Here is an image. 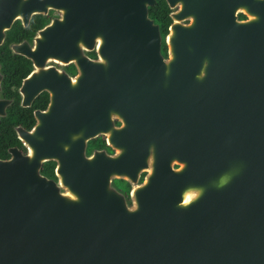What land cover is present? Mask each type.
Here are the masks:
<instances>
[{
    "label": "water",
    "instance_id": "95a60500",
    "mask_svg": "<svg viewBox=\"0 0 264 264\" xmlns=\"http://www.w3.org/2000/svg\"><path fill=\"white\" fill-rule=\"evenodd\" d=\"M53 1L63 11L47 27L51 43L46 50L56 58L76 59L77 0ZM99 1L107 8L100 18L106 25L100 30L102 60L95 62L100 72H109L116 56L144 65L142 71L152 72L154 81L166 80L158 77L163 72L202 74L192 101L194 153L175 157L181 164L173 168L172 150H154L127 205L108 178L115 174L134 181L144 164L143 145L132 143L130 160L101 151L83 156L82 139L92 131L84 116L78 148L67 153L63 137L77 130L81 113L95 106L96 96L85 93L92 88L85 85L78 106V75L72 84L49 87L45 109L33 111L35 123L18 129L26 152L0 160V262L12 257L15 264H28L30 256L32 264H264L260 32L234 20L230 9L219 28L181 23L189 8L188 0H181L167 36L169 57L163 59L156 24L146 15L145 6L153 0ZM13 50L31 55L25 43ZM47 158L56 159L64 191L39 171ZM186 190L192 196L182 203Z\"/></svg>",
    "mask_w": 264,
    "mask_h": 264
},
{
    "label": "flooded vegetation",
    "instance_id": "af4514ba",
    "mask_svg": "<svg viewBox=\"0 0 264 264\" xmlns=\"http://www.w3.org/2000/svg\"><path fill=\"white\" fill-rule=\"evenodd\" d=\"M64 1L60 0L61 5ZM169 1L171 4L167 0H153L145 6L146 15L156 24L158 51L163 59L169 57L167 36L170 24L175 21L172 14L181 2ZM103 4L99 0H77V57L61 59L48 54L46 48L51 43V32L47 27L53 18H60L62 8L53 6V0H0V160L26 152L19 137V127L29 129L35 123L33 111L45 109L49 87L72 84L73 77L78 75V106L79 102L83 105L81 94L85 85L92 87L86 88L85 93L89 90L88 94L96 96L95 106L86 115L81 113V120L77 121L81 124L63 137L62 147L67 153L77 150L84 116L92 131L82 139L83 156L101 151L130 160L132 143H141L144 164L137 170L135 180L129 181L115 174L108 178L109 185L120 192L129 205L130 189L148 172L154 150H172L173 168L181 164L174 160L175 157H192L195 140L192 101L197 88L196 78H202V74L163 72L158 77L166 80L154 81L152 72L142 71L144 65L132 63L131 57H128L129 62H123V58L116 56L107 66L109 72H100V66L95 62L102 60L98 49L103 38L100 30L106 26L100 22L101 15L107 11ZM188 6L187 14L178 19L181 23L198 21L207 28H219L226 22L230 9L234 20L246 22L252 30L260 32L258 38L264 41V0H188ZM112 8L115 10V1ZM108 12L110 15V9ZM163 15L168 17L165 25L161 23ZM20 43L27 45L31 55L13 50V45ZM65 78L67 82H64ZM100 78H108L109 82L104 84L106 82H100ZM100 84L104 87H99ZM56 168L55 158L44 159L39 164L40 172L64 191L65 187L57 181ZM6 259V263L0 264H15L12 257ZM30 261L29 256L28 264H32Z\"/></svg>",
    "mask_w": 264,
    "mask_h": 264
},
{
    "label": "bare ground",
    "instance_id": "6f19581e",
    "mask_svg": "<svg viewBox=\"0 0 264 264\" xmlns=\"http://www.w3.org/2000/svg\"><path fill=\"white\" fill-rule=\"evenodd\" d=\"M191 196H192V191H190V190H186V191L183 193V196H182V200H181V202L183 203L184 201H186L187 199H189Z\"/></svg>",
    "mask_w": 264,
    "mask_h": 264
},
{
    "label": "trees",
    "instance_id": "16d2710c",
    "mask_svg": "<svg viewBox=\"0 0 264 264\" xmlns=\"http://www.w3.org/2000/svg\"><path fill=\"white\" fill-rule=\"evenodd\" d=\"M155 4H156V3H155ZM167 21H168V17H167L166 15H163V17H162V19H161V23H162L163 25H165ZM43 164H44V162H43ZM39 171H40V170H39Z\"/></svg>",
    "mask_w": 264,
    "mask_h": 264
},
{
    "label": "snow or ice",
    "instance_id": "6c2138e0",
    "mask_svg": "<svg viewBox=\"0 0 264 264\" xmlns=\"http://www.w3.org/2000/svg\"><path fill=\"white\" fill-rule=\"evenodd\" d=\"M187 202V201H186Z\"/></svg>",
    "mask_w": 264,
    "mask_h": 264
}]
</instances>
